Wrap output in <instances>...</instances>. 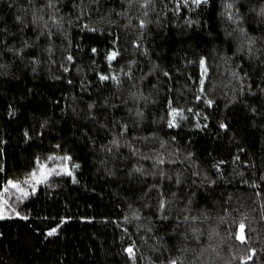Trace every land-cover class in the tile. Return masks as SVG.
<instances>
[{
	"label": "trees",
	"instance_id": "trees-1",
	"mask_svg": "<svg viewBox=\"0 0 264 264\" xmlns=\"http://www.w3.org/2000/svg\"><path fill=\"white\" fill-rule=\"evenodd\" d=\"M144 3L0 0V193L52 155L75 167L0 221V264H133L128 247L134 264H264V0Z\"/></svg>",
	"mask_w": 264,
	"mask_h": 264
},
{
	"label": "snow or ice",
	"instance_id": "snow-or-ice-1",
	"mask_svg": "<svg viewBox=\"0 0 264 264\" xmlns=\"http://www.w3.org/2000/svg\"><path fill=\"white\" fill-rule=\"evenodd\" d=\"M151 3V0H145V3L142 5V7H144L145 9H147L149 7V4ZM209 3V0H185V3L183 5H179V7H190V6H196V7H202L205 6ZM49 8L54 7V5L52 3H48L46 5ZM233 3H229L226 5V9H232L233 8ZM253 11H255V9H253ZM145 15H147V11H145ZM257 15L260 16L262 18V20H264V7H261L259 12H257ZM227 18L230 21H233L236 25L237 28L235 29L236 31H239L241 34V47H243V43L245 41L248 42L249 44V52L252 51V43L254 42V38L249 37L246 33V31L243 29V27L240 26L241 24V20L242 17L240 16V14L237 13H232V12H228L227 14ZM20 17H17V20H19ZM42 19V18H41ZM32 24L40 26V22L39 20H37V18L34 16L32 21ZM58 23V22H57ZM189 23H191V21H189ZM141 28H143L145 26L144 21L142 20L140 22L139 25ZM25 27H27V25H25ZM44 28H47L48 25L47 23L43 24ZM85 27H87L85 25ZM24 28H21V31H23ZM92 31H94L95 29H91ZM41 34H44L43 32H41ZM48 35L51 36V31L49 30ZM3 42V41H0ZM30 45L28 44L27 41L24 42V47H29ZM137 47H139V45H137ZM8 51H12L11 48L7 49ZM20 51H23V49H21ZM50 51V50H49ZM91 51L93 53H95L97 50L95 48L91 49ZM118 55V52L116 51H112L110 55L107 56L109 61L115 60L116 57ZM67 59L69 61H72L73 57L72 56H68ZM200 64L203 65L205 64V61L201 60ZM165 76L168 75L167 72L164 73ZM233 75H236L235 73ZM109 79H111L113 82L119 84V80H117V78L115 76L109 77L107 75H103L101 74L99 76V80L100 81H108ZM69 83H71V81H68ZM204 74H201V77L199 79V88H200V92L201 94L204 93L205 89H204ZM244 89H241V92H243ZM261 91H264V89H262ZM251 95H255V93H250ZM197 101L199 102L201 100V96H197ZM204 103L208 106L211 107L212 106V100H204ZM89 107H94V105H89ZM180 110L178 108H173L171 111V115L173 116V118H175V116L177 115V113ZM189 112L192 111V109H188ZM253 111H255L253 109ZM198 115V114H197ZM185 119L187 117H184ZM204 120H207V116L204 117ZM169 127H174L177 126L175 125L173 122H169L168 124ZM197 126L199 127V122L197 124ZM204 127H207V125L205 124ZM219 128L224 130V131H228V125L221 122L219 124ZM124 129H127V125H124ZM26 138H29V134L27 131H25L24 133ZM39 135H43V133H39ZM112 143L117 144V141H113ZM56 148H60V145L57 144L55 146ZM238 158V157H237ZM47 159L51 160V161H56L57 159L60 160H71L70 156H51L48 157ZM160 163H163V161H160ZM37 165H38V171H33L30 173V178L29 179H25L22 182H14L12 180H8L6 182V184L4 185V189L3 192L0 193V220H5V219H10L12 218L11 215H5V210L8 208H11L12 210V214L16 217H18L20 220H27L28 216L27 215H21L20 212L16 211L15 207H13L10 203L9 200L10 199H15V201H21V200H25L27 199L30 195H34L35 191H36V186L42 183H47V181L54 175L56 176H60V175H67V176H73V173L71 172V170H69L68 168H51L49 169L47 164H40L39 161H37ZM77 167H79V164L76 165ZM135 172H141V169H135ZM73 182L75 183V178L73 177ZM258 187V186H257ZM10 189L12 191H10ZM160 212H161V216L160 219L161 221L165 220L167 217L165 214H163V210L165 208V203L163 201L160 202ZM136 219H139L138 216L135 217ZM127 219V218H126ZM245 231V225L243 223L240 224L239 226V233L236 235V239L239 240L242 244H247V237L244 234ZM59 232V226L58 227H53L51 228L49 231H47L46 238L47 237H53L58 235ZM125 251L130 255V257L133 259V264H134V255H133V248L132 247H128L125 249ZM255 250H252L251 255L247 256L244 260H243V264H249V262L253 259V257L255 256ZM169 264H182V261L179 258L176 259H170L169 260Z\"/></svg>",
	"mask_w": 264,
	"mask_h": 264
},
{
	"label": "rangeland",
	"instance_id": "rangeland-1",
	"mask_svg": "<svg viewBox=\"0 0 264 264\" xmlns=\"http://www.w3.org/2000/svg\"><path fill=\"white\" fill-rule=\"evenodd\" d=\"M52 156H57V157H60V156H69V155H52ZM51 157V156H50ZM41 164H47L49 169L51 168H68L69 170H71V172L73 173V176H74V172H75V167L72 165V162L71 160H60V159H57L56 161H51L49 159H47L45 162L41 163ZM35 171H38V168L37 170ZM64 176H67V175H60V176H56L53 174V176L47 181V183H42V184H39L36 186V191H35V194L38 192V189L40 187V185H43V184H51L53 183L56 179L60 178V177H64ZM67 177H70V176H67ZM72 177V176H71ZM30 176L28 177H25L23 178L22 180H19V181H14V182H22L23 180L25 179H29ZM10 191H12L10 189ZM34 194V195H35ZM33 196V195H30L27 199L25 200H21V201H15V199H10L9 200V203L15 207L16 211L20 212L21 215H24L23 211H22V207L24 206V204L30 199V197ZM5 215H11L12 218H15L16 216H14L12 214V210L11 208H8L5 210ZM18 218V217H17ZM1 221V220H0Z\"/></svg>",
	"mask_w": 264,
	"mask_h": 264
}]
</instances>
